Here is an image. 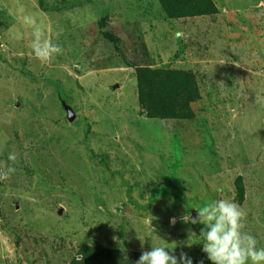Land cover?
<instances>
[{
	"label": "rangeland",
	"instance_id": "obj_1",
	"mask_svg": "<svg viewBox=\"0 0 264 264\" xmlns=\"http://www.w3.org/2000/svg\"><path fill=\"white\" fill-rule=\"evenodd\" d=\"M210 1L178 16L159 0H0V264H70L84 245L212 264L204 226L181 217L218 199L264 247V0ZM31 21L62 54L34 57ZM134 65L192 72V116H147Z\"/></svg>",
	"mask_w": 264,
	"mask_h": 264
},
{
	"label": "clouds",
	"instance_id": "obj_2",
	"mask_svg": "<svg viewBox=\"0 0 264 264\" xmlns=\"http://www.w3.org/2000/svg\"><path fill=\"white\" fill-rule=\"evenodd\" d=\"M31 23L34 26L31 43L34 57L41 62H49L62 54V47L53 43L35 21ZM13 171L11 167L0 171V180L8 179ZM194 209L195 217L185 213L181 220L204 226L200 229L199 237L202 251L212 264H264V247L258 246L254 235L243 230L247 214L240 205L229 199H218ZM175 222V218L170 221L172 224ZM175 247L152 246L150 251L141 253L135 264H193L192 258L183 251L177 257L173 251Z\"/></svg>",
	"mask_w": 264,
	"mask_h": 264
},
{
	"label": "trees",
	"instance_id": "obj_3",
	"mask_svg": "<svg viewBox=\"0 0 264 264\" xmlns=\"http://www.w3.org/2000/svg\"><path fill=\"white\" fill-rule=\"evenodd\" d=\"M159 2L162 7L177 13L178 16L209 14L215 10L210 0H159ZM134 67L140 105L147 116L158 118L192 116L188 105L200 98L199 87L192 72L184 70L168 72L148 65ZM237 189L238 199L241 201L244 193L241 182L237 184ZM84 250L81 258H73L70 264H100L102 258L106 264H135L142 253L125 255L119 249L90 245H84Z\"/></svg>",
	"mask_w": 264,
	"mask_h": 264
}]
</instances>
